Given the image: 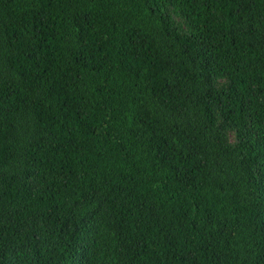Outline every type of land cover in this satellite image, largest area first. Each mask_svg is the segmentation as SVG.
I'll list each match as a JSON object with an SVG mask.
<instances>
[{
  "label": "trees",
  "instance_id": "trees-1",
  "mask_svg": "<svg viewBox=\"0 0 264 264\" xmlns=\"http://www.w3.org/2000/svg\"><path fill=\"white\" fill-rule=\"evenodd\" d=\"M0 264H264V0H0Z\"/></svg>",
  "mask_w": 264,
  "mask_h": 264
}]
</instances>
